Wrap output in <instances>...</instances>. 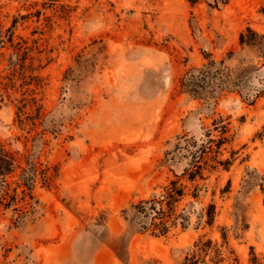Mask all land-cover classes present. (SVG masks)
Returning <instances> with one entry per match:
<instances>
[{
  "label": "rangeland",
  "instance_id": "374dc122",
  "mask_svg": "<svg viewBox=\"0 0 264 264\" xmlns=\"http://www.w3.org/2000/svg\"><path fill=\"white\" fill-rule=\"evenodd\" d=\"M7 76L0 264H264V0H0Z\"/></svg>",
  "mask_w": 264,
  "mask_h": 264
},
{
  "label": "trees",
  "instance_id": "16d2710c",
  "mask_svg": "<svg viewBox=\"0 0 264 264\" xmlns=\"http://www.w3.org/2000/svg\"><path fill=\"white\" fill-rule=\"evenodd\" d=\"M259 38L257 33L246 28L245 33H240L239 35V43L240 44H247V45H254L256 40ZM20 49H17L16 55L18 56V52ZM19 67L24 69V65L20 64ZM18 71L16 69V65H13V69L10 73L11 77H14ZM0 79H7L11 80L12 78L4 77ZM0 84H2L0 82ZM5 86V84H2ZM25 103H23L24 106ZM24 108V107H22ZM14 170V159L13 157L6 151L3 150L2 145H0V208L3 207L8 209L12 204L15 202V196L10 194V185L6 183L5 177L10 175ZM194 176L190 175L189 180L193 181ZM49 180L47 177H43V181ZM32 182L33 179H27L26 182L19 184L18 186H24L27 191L32 190ZM14 191V190H13ZM23 195L24 191H23ZM183 197V189L177 187L176 181H170L169 185L165 187L164 193L161 195L160 200H150L145 202H140L139 204L134 206L136 214L138 217H141L143 221H141V228L143 231H146L149 228L153 230H157V234L165 235L168 232V229L165 225V219L169 216L167 215L168 212L162 209V205L164 204L168 211H171L174 207V204L177 203ZM214 207L213 205H209L207 208V217L210 221L213 215ZM14 211L19 212V209H14ZM158 222H155V221ZM145 221V222H144Z\"/></svg>",
  "mask_w": 264,
  "mask_h": 264
}]
</instances>
